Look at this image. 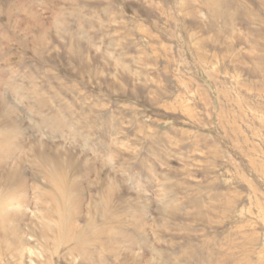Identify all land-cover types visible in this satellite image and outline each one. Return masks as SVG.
Masks as SVG:
<instances>
[{
	"label": "rangeland",
	"instance_id": "rangeland-1",
	"mask_svg": "<svg viewBox=\"0 0 264 264\" xmlns=\"http://www.w3.org/2000/svg\"><path fill=\"white\" fill-rule=\"evenodd\" d=\"M0 264H264V0H0Z\"/></svg>",
	"mask_w": 264,
	"mask_h": 264
}]
</instances>
